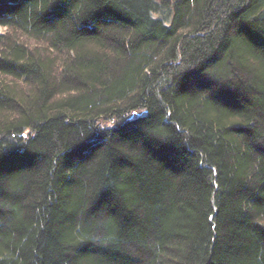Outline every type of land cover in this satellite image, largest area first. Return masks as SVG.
I'll return each instance as SVG.
<instances>
[{"label": "trees", "instance_id": "16d2710c", "mask_svg": "<svg viewBox=\"0 0 264 264\" xmlns=\"http://www.w3.org/2000/svg\"><path fill=\"white\" fill-rule=\"evenodd\" d=\"M0 264H264V0H0Z\"/></svg>", "mask_w": 264, "mask_h": 264}]
</instances>
